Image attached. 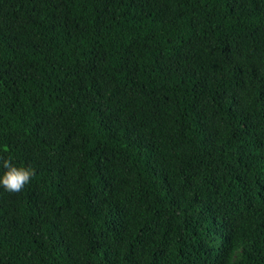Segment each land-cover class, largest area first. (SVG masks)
<instances>
[{
    "label": "trees",
    "instance_id": "16d2710c",
    "mask_svg": "<svg viewBox=\"0 0 264 264\" xmlns=\"http://www.w3.org/2000/svg\"><path fill=\"white\" fill-rule=\"evenodd\" d=\"M0 157V264H264V0H0Z\"/></svg>",
    "mask_w": 264,
    "mask_h": 264
},
{
    "label": "clouds",
    "instance_id": "9594fccd",
    "mask_svg": "<svg viewBox=\"0 0 264 264\" xmlns=\"http://www.w3.org/2000/svg\"><path fill=\"white\" fill-rule=\"evenodd\" d=\"M0 165L6 170L3 176L0 177V185L10 193L21 192L36 175L34 168L17 167L10 157H0Z\"/></svg>",
    "mask_w": 264,
    "mask_h": 264
}]
</instances>
